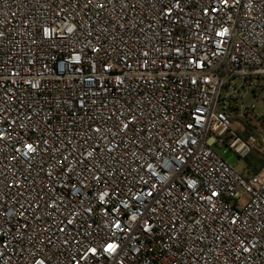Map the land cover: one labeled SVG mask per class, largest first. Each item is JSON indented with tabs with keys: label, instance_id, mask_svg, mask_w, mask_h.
<instances>
[{
	"label": "built area",
	"instance_id": "2783aa9c",
	"mask_svg": "<svg viewBox=\"0 0 264 264\" xmlns=\"http://www.w3.org/2000/svg\"><path fill=\"white\" fill-rule=\"evenodd\" d=\"M258 142L264 0H0V264H264Z\"/></svg>",
	"mask_w": 264,
	"mask_h": 264
},
{
	"label": "rangeland",
	"instance_id": "374dc122",
	"mask_svg": "<svg viewBox=\"0 0 264 264\" xmlns=\"http://www.w3.org/2000/svg\"><path fill=\"white\" fill-rule=\"evenodd\" d=\"M259 110L263 111L260 104H258ZM217 154L219 157L225 161L235 172L241 174L243 176H250L253 171L258 170L263 167L262 158L264 156V143L258 142L253 152L246 158H239L232 150L228 147L225 148H217Z\"/></svg>",
	"mask_w": 264,
	"mask_h": 264
},
{
	"label": "trees",
	"instance_id": "16d2710c",
	"mask_svg": "<svg viewBox=\"0 0 264 264\" xmlns=\"http://www.w3.org/2000/svg\"><path fill=\"white\" fill-rule=\"evenodd\" d=\"M262 164H264V156L262 158ZM257 170L253 171V173H255Z\"/></svg>",
	"mask_w": 264,
	"mask_h": 264
},
{
	"label": "snow or ice",
	"instance_id": "6c2138e0",
	"mask_svg": "<svg viewBox=\"0 0 264 264\" xmlns=\"http://www.w3.org/2000/svg\"><path fill=\"white\" fill-rule=\"evenodd\" d=\"M112 246L110 245L109 248H111Z\"/></svg>",
	"mask_w": 264,
	"mask_h": 264
}]
</instances>
